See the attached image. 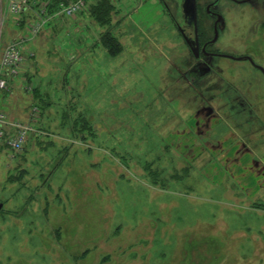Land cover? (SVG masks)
<instances>
[{
  "label": "rangeland",
  "instance_id": "374dc122",
  "mask_svg": "<svg viewBox=\"0 0 264 264\" xmlns=\"http://www.w3.org/2000/svg\"><path fill=\"white\" fill-rule=\"evenodd\" d=\"M105 1L49 18L0 92L9 121L32 115L21 151L0 142V264H264L261 73L195 59L181 0ZM242 1L220 0L208 48L264 68V0ZM14 2L0 53L31 21Z\"/></svg>",
  "mask_w": 264,
  "mask_h": 264
},
{
  "label": "built area",
  "instance_id": "2783aa9c",
  "mask_svg": "<svg viewBox=\"0 0 264 264\" xmlns=\"http://www.w3.org/2000/svg\"><path fill=\"white\" fill-rule=\"evenodd\" d=\"M66 1L59 0L54 12L46 9L49 1L45 0H36V2L34 0H16L14 4H7L6 13L17 14L20 17H27L31 14V21L26 20L22 25L21 32L11 36L3 46L0 53V92L7 89L9 79L22 76L19 71L24 62L23 56L27 43L33 36L42 31L46 21L51 17L72 16L78 11V5L82 3V0ZM38 3H41V6H37ZM31 117L32 115L29 114L27 123L18 119L9 121L5 113L0 110V142L5 140L11 151H21L28 133L32 130ZM7 128L11 130L9 133Z\"/></svg>",
  "mask_w": 264,
  "mask_h": 264
},
{
  "label": "flooded vegetation",
  "instance_id": "af4514ba",
  "mask_svg": "<svg viewBox=\"0 0 264 264\" xmlns=\"http://www.w3.org/2000/svg\"><path fill=\"white\" fill-rule=\"evenodd\" d=\"M242 2H246V1L243 0ZM195 3H196V34H195V31H194L193 22L190 20L189 17L185 16L182 13V7H181V16H182V21L184 23V27H180L179 25L177 27L178 28V33H179L182 41L184 42V44L187 46V48H188L189 52L191 53V55L195 59H199L200 57L220 56V57L225 58V59H229V60H233V61H239V60H235V59L229 57V56H232V55L216 53V52L210 51L209 48H208L209 45L215 43L218 40L219 31H220L221 28L224 27V24H225V19H224L223 15H222L221 11L215 9L219 5L220 0H213L210 3L206 4L202 11H201V8H200V5H199V1L195 0ZM181 4H182V0H181ZM208 19L212 20L211 21L212 37H210V38H208L205 35V31L202 29V26H201V24H202L201 21L202 20H206L207 21ZM220 21H222V24L220 23ZM215 28L217 29V37H216L215 41L212 42V39L214 38V35H215V33H214ZM187 29H191V33L187 32ZM195 36H196V38H195ZM187 40H189V43L191 41H196V43H197L196 44L197 53H198L197 56H195L193 54V52H192ZM191 44H192L193 47H196L195 44H193L192 42H191ZM243 56L244 57H249L248 55H243ZM233 57H241V56H233ZM241 60H246V61H248L251 64V62L247 58H243ZM251 60L253 61L252 58H251ZM252 67L256 68L260 72V70L257 67H255L254 65H252ZM261 75H262V73H261ZM263 84H264V81H263Z\"/></svg>",
  "mask_w": 264,
  "mask_h": 264
},
{
  "label": "water",
  "instance_id": "95a60500",
  "mask_svg": "<svg viewBox=\"0 0 264 264\" xmlns=\"http://www.w3.org/2000/svg\"><path fill=\"white\" fill-rule=\"evenodd\" d=\"M181 7H182V13L189 17L190 20L193 22L194 24V31H195V34H196V3H195V0H182V4H181ZM220 23L222 24V21H220ZM214 38L212 39V42L215 41L216 37H217V29L215 28L214 30ZM196 38V36H195ZM188 41V44L193 52V54L195 56H197V46H196V41H191L193 44H195L196 47H193L191 42L189 43V40ZM230 58H233L235 60H241L243 58H247L252 65H254L255 67H257L260 72L262 73V76H263V81H264V68L261 67L260 65H257L256 63H254L250 57H244V56H241V57H233V56H229Z\"/></svg>",
  "mask_w": 264,
  "mask_h": 264
},
{
  "label": "trees",
  "instance_id": "16d2710c",
  "mask_svg": "<svg viewBox=\"0 0 264 264\" xmlns=\"http://www.w3.org/2000/svg\"><path fill=\"white\" fill-rule=\"evenodd\" d=\"M106 3H104V4H100V6H99V9H104L105 7H108L109 5H108V2H107V0L105 1ZM109 8V7H108ZM103 13H97L96 14V16H95V20L97 21H99V20H101V19H98V18H102L103 19Z\"/></svg>",
  "mask_w": 264,
  "mask_h": 264
}]
</instances>
